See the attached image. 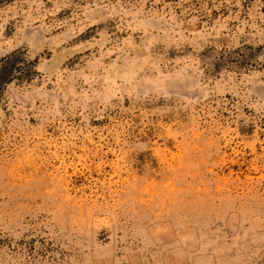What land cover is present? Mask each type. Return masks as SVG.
Returning a JSON list of instances; mask_svg holds the SVG:
<instances>
[{
    "label": "rangeland",
    "instance_id": "obj_1",
    "mask_svg": "<svg viewBox=\"0 0 264 264\" xmlns=\"http://www.w3.org/2000/svg\"><path fill=\"white\" fill-rule=\"evenodd\" d=\"M0 264H264V0H0Z\"/></svg>",
    "mask_w": 264,
    "mask_h": 264
}]
</instances>
